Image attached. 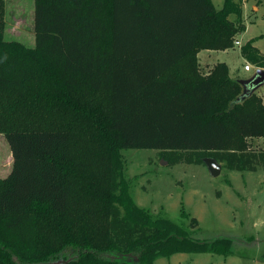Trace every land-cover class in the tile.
Wrapping results in <instances>:
<instances>
[{
  "label": "trees",
  "instance_id": "16d2710c",
  "mask_svg": "<svg viewBox=\"0 0 264 264\" xmlns=\"http://www.w3.org/2000/svg\"><path fill=\"white\" fill-rule=\"evenodd\" d=\"M241 1L34 0L31 48L4 39L0 0V134L12 167L0 177V264L232 255L233 238L194 237L186 212L178 223L137 205L122 150L264 167V150H248L264 139L262 97L241 98L225 63L203 74L198 61L234 47Z\"/></svg>",
  "mask_w": 264,
  "mask_h": 264
},
{
  "label": "rangeland",
  "instance_id": "374dc122",
  "mask_svg": "<svg viewBox=\"0 0 264 264\" xmlns=\"http://www.w3.org/2000/svg\"><path fill=\"white\" fill-rule=\"evenodd\" d=\"M217 10L224 0H211ZM241 20L245 29L236 37L240 45L224 51H201L199 62L225 63L231 78L239 82L252 78L260 68L254 62L264 58V0H242ZM34 0H5L4 39L27 47L35 46ZM232 20L235 15L230 16ZM249 64L251 71L244 66ZM243 86L240 97L246 96ZM264 101V84L255 90ZM249 152H262L264 139L248 140ZM125 174L132 179L131 194L137 205L155 214L181 222L182 212L197 219L194 237L234 239L232 255L177 253L158 257L154 264H264V167L256 171L226 169L212 177L205 164L179 161L169 164L159 150L126 148ZM9 145L0 134V177L11 172Z\"/></svg>",
  "mask_w": 264,
  "mask_h": 264
},
{
  "label": "water",
  "instance_id": "95a60500",
  "mask_svg": "<svg viewBox=\"0 0 264 264\" xmlns=\"http://www.w3.org/2000/svg\"><path fill=\"white\" fill-rule=\"evenodd\" d=\"M240 83L245 88L248 87L246 90V96L254 92L259 86L264 84V68H259L256 74L252 78H250L249 80L241 81ZM203 162L207 166L212 177H217L221 174L222 165L216 159L207 157L203 159ZM63 263H65V261L60 260L48 264H63Z\"/></svg>",
  "mask_w": 264,
  "mask_h": 264
},
{
  "label": "crops",
  "instance_id": "0c3cea01",
  "mask_svg": "<svg viewBox=\"0 0 264 264\" xmlns=\"http://www.w3.org/2000/svg\"><path fill=\"white\" fill-rule=\"evenodd\" d=\"M204 51V50H203ZM205 51H207V50H205ZM201 54V52H199L198 53V61H199V55ZM218 63H220V62H218ZM199 65H200V70H201V72L203 73V74H208L211 70H212V68L216 65V64H213V65H207V66H203L200 62H199ZM251 71V70H250ZM255 92V91H254ZM256 93V92H255ZM2 178V177H1ZM4 178V177H3Z\"/></svg>",
  "mask_w": 264,
  "mask_h": 264
},
{
  "label": "built area",
  "instance_id": "2783aa9c",
  "mask_svg": "<svg viewBox=\"0 0 264 264\" xmlns=\"http://www.w3.org/2000/svg\"><path fill=\"white\" fill-rule=\"evenodd\" d=\"M234 43H235V45H237V46L240 45V42H239L238 40H236ZM244 69H245L246 71H250V70H252V67H251L249 64H247V65L244 66Z\"/></svg>",
  "mask_w": 264,
  "mask_h": 264
}]
</instances>
